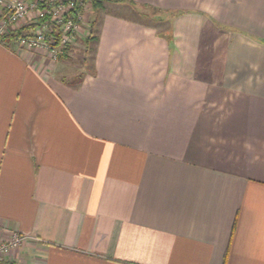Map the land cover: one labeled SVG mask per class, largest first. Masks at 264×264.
Instances as JSON below:
<instances>
[{
	"label": "crops",
	"instance_id": "0c3cea01",
	"mask_svg": "<svg viewBox=\"0 0 264 264\" xmlns=\"http://www.w3.org/2000/svg\"><path fill=\"white\" fill-rule=\"evenodd\" d=\"M98 2L0 42V264H264V0Z\"/></svg>",
	"mask_w": 264,
	"mask_h": 264
},
{
	"label": "built area",
	"instance_id": "2783aa9c",
	"mask_svg": "<svg viewBox=\"0 0 264 264\" xmlns=\"http://www.w3.org/2000/svg\"><path fill=\"white\" fill-rule=\"evenodd\" d=\"M92 0H0V42L28 52L46 51L53 61L69 52L81 34L89 38ZM85 26V27H84ZM28 242L14 235L0 243V261Z\"/></svg>",
	"mask_w": 264,
	"mask_h": 264
},
{
	"label": "rangeland",
	"instance_id": "374dc122",
	"mask_svg": "<svg viewBox=\"0 0 264 264\" xmlns=\"http://www.w3.org/2000/svg\"><path fill=\"white\" fill-rule=\"evenodd\" d=\"M93 0H92V2H91V5L89 6V8H88V13H87V18H88V21H93V19H95V16H94V13H95V8L93 7ZM124 3H126V5L129 7L130 6V4H132L131 2H130V0H127V1H123ZM133 6V5H132ZM130 8V7H129ZM135 10H136V8H134ZM146 18H144L143 20L144 21H146L147 23H149V24H153L154 22V20L156 19V18H158L159 16H161L159 13H156L157 11L155 10V9H151V8H141L140 10H139ZM161 13V12H160ZM161 14H163V13H161ZM166 16V15H165ZM156 22V21H155ZM85 27V26H84ZM88 29L87 30H92L90 27H87ZM72 67V66H71ZM70 71H72V70H70Z\"/></svg>",
	"mask_w": 264,
	"mask_h": 264
},
{
	"label": "trees",
	"instance_id": "16d2710c",
	"mask_svg": "<svg viewBox=\"0 0 264 264\" xmlns=\"http://www.w3.org/2000/svg\"><path fill=\"white\" fill-rule=\"evenodd\" d=\"M94 2H93V7L96 9V8H99L98 6H100L99 5V2H98V0H93ZM121 1H127V0H121ZM101 4V3H100ZM64 57H66V55H64V56H62L61 58H60V60H62Z\"/></svg>",
	"mask_w": 264,
	"mask_h": 264
}]
</instances>
